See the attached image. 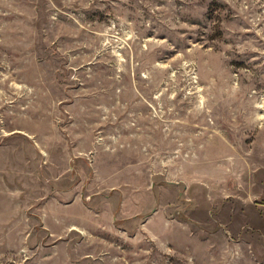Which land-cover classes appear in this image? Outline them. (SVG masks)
<instances>
[{"label": "rangeland", "instance_id": "rangeland-1", "mask_svg": "<svg viewBox=\"0 0 264 264\" xmlns=\"http://www.w3.org/2000/svg\"><path fill=\"white\" fill-rule=\"evenodd\" d=\"M0 264H264V0H0Z\"/></svg>", "mask_w": 264, "mask_h": 264}]
</instances>
